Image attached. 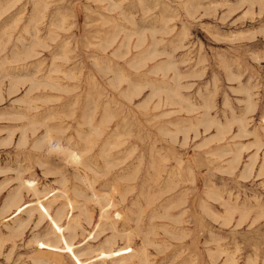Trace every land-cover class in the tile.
<instances>
[{
    "label": "rangeland",
    "instance_id": "374dc122",
    "mask_svg": "<svg viewBox=\"0 0 264 264\" xmlns=\"http://www.w3.org/2000/svg\"><path fill=\"white\" fill-rule=\"evenodd\" d=\"M45 1L34 37V0H0V264H264V0ZM46 129L106 212L40 164Z\"/></svg>",
    "mask_w": 264,
    "mask_h": 264
},
{
    "label": "bare ground",
    "instance_id": "6f19581e",
    "mask_svg": "<svg viewBox=\"0 0 264 264\" xmlns=\"http://www.w3.org/2000/svg\"><path fill=\"white\" fill-rule=\"evenodd\" d=\"M110 7L111 6H114L115 5V2H113V0H110ZM42 6H45V8L47 9V7H48V5H47V2L45 1V0H34V2H33V11H32V18H31V22L33 23V25L31 26V32L33 31V32H35L33 35H34V37H37V32H38V28H39V21L44 17V11H45V8H43ZM113 9V8H112ZM111 9V10H112ZM108 11H110L109 9H108ZM130 15V14H129ZM201 15V14H200ZM199 16V15H198ZM146 18V17H145ZM168 22V21H167ZM155 24V23H154ZM64 27V26H63ZM118 28H120V27H118ZM64 29V28H63ZM171 30V29H170ZM31 34V35H32ZM112 36V35H111ZM118 36H119V34H118ZM113 37H115V36H113ZM117 38V37H116ZM109 39H110V37H109ZM37 41V40H36ZM39 41V40H38ZM34 42V41H33ZM32 42V43H33ZM104 42V41H103ZM110 42H112V41H110ZM109 42V43H110ZM21 43H23L22 41H21ZM34 43H37V42H34ZM34 43H33V45H34ZM40 43V41L38 42V44ZM106 43V42H105ZM128 43H129V38H127V35H126V41H125V46H126V44L128 45ZM25 44V43H24ZM104 44V43H103ZM29 45V44H28ZM107 45H110V44H107ZM106 44H105V47H108ZM114 45V44H113ZM113 45H111V46H113ZM185 45V44H184ZM21 47V46H20ZM29 47V46H28ZM31 47H33V46H31ZM110 47V46H109ZM34 48V47H33ZM103 48V47H102ZM19 48H17L16 49V51L18 50ZM117 49V48H116ZM115 49V50H116ZM30 48L29 49H26V50H23L24 52H25V54L26 55H29L28 53H30ZM103 50H104V48H103ZM34 51V50H33ZM123 51V50H122ZM20 52H21V50H20ZM19 51L16 53L17 55H15V57L16 56H18L19 57V55H18V53H20ZM127 52V51H126ZM114 53V52H113ZM120 53V52H119ZM154 54L155 53V50L153 51V52H151V51H149V50H147V54ZM32 54H33V52H32ZM35 54V53H34ZM122 54V53H121ZM20 55H21V53H20ZM37 55V54H36ZM21 56H23V55H21ZM30 56V55H29ZM28 56V57H29ZM122 57V56H121ZM22 58V57H21ZM24 58V57H23ZM27 58V57H26ZM25 58V59H26ZM64 58V57H63ZM17 59V58H16ZM66 59H67V57H66ZM145 59V58H144ZM4 60V59H3ZM15 60V59H14ZM20 60V59H19ZM21 60H23V59H21ZM8 61V60H7ZM7 61H4V63H6ZM16 61V60H15ZM14 61V62H15ZM134 61H135V59H134ZM140 61H142V58L140 59ZM9 62V61H8ZM137 62H139V60L137 61ZM144 62V61H143ZM141 63V62H140ZM4 68H6V67H4ZM166 68H169V66H167L166 65ZM3 69V68H2ZM57 73V72H56ZM71 73V72H70ZM232 73V72H231ZM20 74V73H19ZM4 76H6V77H8V76H10V85H11V89H14V90H16L17 91V89H18V84L23 80V78H22V76H19V75H16V76H14V75H10L9 73H6L5 72V74H4ZM34 76V75H33ZM24 78H26V77H24ZM29 78V81H30V83H31V88L35 85V83H36V78L35 77H32V75H31V77H28ZM28 80V79H27ZM46 82H48L52 87H54V88H56L58 85H57V83L56 82H53V81H50V80H45ZM37 83H39V82H37ZM241 86V85H240ZM242 87V86H241ZM9 88V87H8ZM30 88V89H31ZM165 89H168V88H166V87H160V88H155V90L154 91H158L159 93L161 92V91H164ZM170 89V88H169ZM32 90H33V88H32ZM171 90H175V89H171ZM170 90V91H171ZM167 92H170V91H168V90H166ZM176 92V91H175ZM13 93H15V91L13 92ZM248 93V92H247ZM250 93V92H249ZM255 93V92H254ZM253 93V94H254ZM124 94L127 96V91L126 92H124ZM179 94V93H178ZM169 95V94H168ZM174 95V94H173ZM180 96V95H179ZM181 97V96H180ZM183 98V97H182ZM186 98V97H185ZM92 101H94V100H92ZM96 102V101H95ZM188 102V101H187ZM193 102V101H192ZM191 103V102H190ZM204 103H206V102H204ZM158 104V103H157ZM95 105V104H94ZM196 105V104H195ZM256 105V104H255ZM86 107V106H85ZM95 107V106H94ZM211 107V106H210ZM33 108H35L33 105H32V103H31V100L30 101H27V104L24 106V108H23V110L22 111H19L17 114H19V115H21L22 116V118H26V119H28V125L27 126H30L32 129H33V132L35 133L36 132V130H37V125H38V123H37V121L33 118V117H31V115H30V111L33 109ZM96 108V107H95ZM107 108V107H106ZM208 108V107H207ZM93 109V108H92ZM90 110L89 112H86V114H85V119H86V123L87 124H89V125H91V123H92V121H93V119L95 118L94 117V112H93V110ZM34 110V109H33ZM95 110V109H94ZM108 111H109V108H108ZM85 112V111H84ZM212 114V113H211ZM110 116V115H109ZM111 117V116H110ZM249 117V116H248ZM232 118V117H231ZM246 119V118H245ZM248 119V118H247ZM202 120H204V119H202ZM213 120V119H212ZM208 121V120H207ZM243 122V121H242ZM209 124V123H208ZM57 125V124H56ZM221 125V124H220ZM211 126V125H210ZM119 128H120V126H118ZM212 127V126H211ZM118 128V129H119ZM127 128V127H126ZM125 128V129H126ZM183 129V128H182ZM248 129V128H247ZM120 130V129H119ZM119 130H118V132H119ZM241 130H242V128H241ZM220 131V130H219ZM256 131V130H255ZM219 133V132H218ZM235 133V132H234ZM61 134H63V133H61ZM118 134V133H117ZM243 134V133H242ZM249 135V134H248ZM247 135V136H248ZM111 137V136H110ZM260 138V137H259ZM27 139H28V136H27V129L24 127L23 129H22V131H21V136H20V143L21 144H23V143H25V142H27ZM111 139V138H110ZM72 143V142H71ZM71 143L69 144V143H67V142H64V139L63 138H61V137H59V136H54V135H52V133H51V129H46V131H45V133H44V135H42L41 137H39V138H37L36 139V142H35V144H34V147H36V148H43L44 149V151H45V154H44V158L42 159V160H40V164L42 165V166H45L46 168H47V173L48 172H50V173H62L61 172V167L64 165V163L65 162H71L73 165H74V168L75 169H77V171H75V174L77 175V178H79L81 181H82V183L85 185V186H87L86 188L88 189V191L89 192H83V191H80V190H78L77 189V192H76V194L77 195H81V196H83L86 200H93L96 204H98L100 207H101V210L102 211H104V212H106V205L109 203V199L106 197V196H104L103 194L102 195H100V194H98L96 191H95V189H94V186H93V183H94V180H91L90 179V177H89V175L86 173V172H81L76 166L77 165H83L84 167H86V168H88V169H90V170H92V172H96V170L92 167V166H89L88 164H86L84 161H83V159H82V156L80 155V153H78L77 151H76V149L73 147V146H71ZM112 147V143H111V141L110 142H108V144H107V146L105 147V149H104V151H103V154L104 153H106V156H105V158L107 159V161H108V163H110V160H108L109 159V157H108V155H107V153L109 152L108 150L110 149ZM110 155V154H109ZM256 158V157H255ZM238 159H239V155H236V157L234 158V160L236 161V162H238ZM255 160V159H254ZM76 165V166H75ZM110 165V164H109ZM233 165V164H232ZM253 165H254V162L253 163H249L248 165H247V169H250V171H251V168L253 167ZM80 168V167H79ZM87 170V169H86ZM249 171V172H250ZM97 173V172H96ZM65 180H66V178L64 177V175H63V179L61 180L62 181V183L65 185ZM49 190V189H48ZM62 190V189H61ZM52 193H54V192H52ZM55 195V194H54ZM54 197V196H53ZM16 198V197H15ZM55 198H58V195H55V197L54 198H52V199H55ZM230 204V203H229ZM9 206V205H8ZM113 226V225H112ZM113 228H114V226H113ZM112 228V229H113ZM116 230V229H115ZM146 231V230H145ZM144 231V232H145ZM147 234H148V232H147ZM145 246V245H144ZM143 261H144V263L145 264H148V262H149V260H148V257H147V255H145V251H144V253H143ZM232 260L234 261V259L232 258Z\"/></svg>",
    "mask_w": 264,
    "mask_h": 264
}]
</instances>
